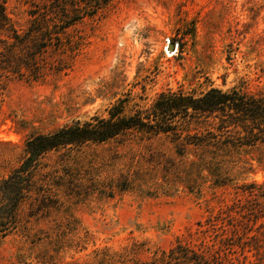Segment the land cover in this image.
<instances>
[{"label": "rangeland", "instance_id": "obj_1", "mask_svg": "<svg viewBox=\"0 0 264 264\" xmlns=\"http://www.w3.org/2000/svg\"><path fill=\"white\" fill-rule=\"evenodd\" d=\"M40 2L6 0L7 12L23 22ZM68 32L82 42L69 69L10 80L0 93V179L20 162L28 135L106 117L118 99L131 112L161 91L197 92L208 80L264 92V0H112ZM258 154L239 151L253 172L220 183L165 134L47 151L34 179L48 199L43 206L32 193L19 204L16 228L0 238V264H133L177 244L222 264H264L263 236L236 238L226 218L208 224L226 214L240 224L238 205L254 199L241 186L264 182Z\"/></svg>", "mask_w": 264, "mask_h": 264}, {"label": "trees", "instance_id": "obj_2", "mask_svg": "<svg viewBox=\"0 0 264 264\" xmlns=\"http://www.w3.org/2000/svg\"><path fill=\"white\" fill-rule=\"evenodd\" d=\"M110 1L42 0L32 4L27 10L28 18L20 22L7 12L6 0H0V93L10 80L37 81L48 73L59 74L69 69L74 51L82 42L71 40L68 28L84 16L92 17ZM128 132L145 137L168 135L179 156L190 154L196 157L192 163L220 183L230 179L229 176L253 172L252 158L242 161L236 156L243 148L259 151L254 160L264 171V92H251L235 86L222 89L208 80L207 86L197 92L161 91L148 108L126 112L125 100L118 99L107 109L106 117L93 115L49 132L28 135L23 142L20 162L0 179V194L3 196L0 200V238L16 228L19 204L32 193L36 196L39 193L34 177L39 158L44 153L87 142L100 143ZM240 189L242 194L254 197L249 206L238 205L240 224H231L239 220L230 214L211 217L208 224L214 228L216 224L212 222L215 219L223 223L226 218L234 227L231 229L234 237L248 238L247 235L254 232L250 237L260 235L263 239L264 222L258 226L255 223L264 216V206L256 200L264 198V182L244 183ZM38 197L44 206L48 197L42 193ZM239 230L241 235H238ZM120 262L126 264L124 259ZM133 264L222 262L215 253L210 257L204 252L191 255L187 248L177 244L168 252L152 256L149 261Z\"/></svg>", "mask_w": 264, "mask_h": 264}, {"label": "water", "instance_id": "obj_3", "mask_svg": "<svg viewBox=\"0 0 264 264\" xmlns=\"http://www.w3.org/2000/svg\"><path fill=\"white\" fill-rule=\"evenodd\" d=\"M171 48H172V46H171Z\"/></svg>", "mask_w": 264, "mask_h": 264}]
</instances>
